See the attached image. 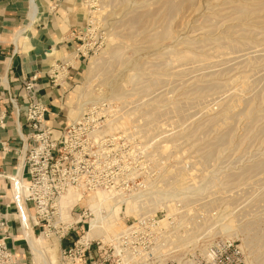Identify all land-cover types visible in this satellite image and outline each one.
<instances>
[{
  "label": "rangeland",
  "instance_id": "rangeland-1",
  "mask_svg": "<svg viewBox=\"0 0 264 264\" xmlns=\"http://www.w3.org/2000/svg\"><path fill=\"white\" fill-rule=\"evenodd\" d=\"M168 1L85 0L81 47L56 80L65 125L82 115L101 122L118 176L128 165L149 186L178 178L179 203L191 207L181 245L226 236L246 264H264V167L253 166L264 160V0ZM98 59L108 62L93 68Z\"/></svg>",
  "mask_w": 264,
  "mask_h": 264
},
{
  "label": "built area",
  "instance_id": "built-area-1",
  "mask_svg": "<svg viewBox=\"0 0 264 264\" xmlns=\"http://www.w3.org/2000/svg\"><path fill=\"white\" fill-rule=\"evenodd\" d=\"M65 66L66 61L51 65L48 77L53 84ZM35 79L33 75L24 83L28 98L20 106L26 132L19 135V146L10 149L15 164L9 173L0 170V264H34L31 257L20 262L9 246L13 222L22 236L24 228H29L34 235L57 238L59 264H246L242 246L226 236L207 242L212 234L205 233L192 245H181L190 238L182 234L188 227L180 224L190 221L191 207L179 203L183 201L178 190L153 213L142 212L129 220L125 208L130 202L145 201L148 178L133 179L128 165L123 175H117L120 163L106 156L113 150L114 135L102 131L101 122L92 115H82L63 127L45 125V107L34 89ZM9 102L14 107L13 99ZM7 113L6 108H0L1 129L6 127ZM7 148L2 143V149ZM70 190L81 197L63 209L60 201ZM99 191L121 207V219H126L122 230L106 241L83 237L94 216L87 199Z\"/></svg>",
  "mask_w": 264,
  "mask_h": 264
},
{
  "label": "crops",
  "instance_id": "crops-1",
  "mask_svg": "<svg viewBox=\"0 0 264 264\" xmlns=\"http://www.w3.org/2000/svg\"><path fill=\"white\" fill-rule=\"evenodd\" d=\"M88 12L85 0H0V108L8 112L6 127L0 128V170L9 173L15 164L10 149L19 146V135L26 132L20 105L28 98L24 83L33 75L34 89L45 107V125L65 126L60 105L64 91L52 83L48 71L52 62L63 61L79 50ZM2 143L8 147L6 151ZM13 225L9 246L24 262L30 259L24 256L26 243L15 222Z\"/></svg>",
  "mask_w": 264,
  "mask_h": 264
},
{
  "label": "bare ground",
  "instance_id": "bare-ground-1",
  "mask_svg": "<svg viewBox=\"0 0 264 264\" xmlns=\"http://www.w3.org/2000/svg\"><path fill=\"white\" fill-rule=\"evenodd\" d=\"M171 1L172 0H169L168 3L170 2L169 4H171V6H172L174 3L172 4L173 1L172 2ZM171 9L172 8H169V10H171ZM134 15H135V17L134 18L132 17L134 20L131 19L133 21H135L136 18L141 19L140 16L143 17V15H141V14H134ZM137 16H139V17H137ZM136 20H138V19H136ZM80 47L81 46H78V49H80ZM235 52H237V51H235ZM247 54H248V52H247ZM231 58H232V56H231ZM181 59H183V58H181ZM101 60H99V59H98V61H95L94 60V64H93L92 67L93 68L95 67V63H97L96 64V66H97L98 64L99 65L101 63L103 64V62H104V64H105V62H108L107 61L108 59L106 61H104V59L102 61ZM54 63L55 62H52V64H54ZM101 68H103V67H101ZM257 77H259V76H257ZM261 87H262V85L260 86V89H261ZM81 91H82V93H79V95H78L79 98H81L82 95L85 94L84 90H81ZM230 105H232V104H230ZM237 105H238V103H237ZM244 107H246V105H244ZM67 111H68V114H69L70 117H72V113L75 115V113H74L75 110L73 111V107L71 109L67 110ZM243 111L241 110V112H243ZM245 111L247 112L246 109H245ZM78 112H79V110H78ZM225 112H227V111H225ZM243 114H245V112ZM180 115H182V114H180ZM209 155L210 154H208L207 156H209ZM253 166H256L255 167L256 169L257 168H260V167H264V160H260L259 159L257 162H254ZM168 169L171 170V173L170 174H174V173L178 172V170H175L174 167L167 168L166 170H168ZM164 176L167 177V174L165 173ZM162 179H164V178H162ZM168 179L171 180L169 177L166 178L165 180L167 181ZM172 182L174 183L173 186L170 185V183H165L164 182V183L161 184L159 180L152 181V179H150V187H149V190H148V195L145 197V201L140 202V203L130 202L127 205V207L125 208V214L126 213H134L135 215L136 214L137 215H140V214H142V212H147V211L153 213L157 208H159L160 206H162V204L164 202H166V201L169 200L168 197H170V196L173 195L172 194L173 191L175 193V192H177V190L179 188H182V187H179L178 186V178H175L173 176ZM179 185L182 186L183 185V182L180 183ZM80 197H81V194L79 192L70 190L67 194H65L62 197V199L60 201V205H61V207L63 209L64 208L69 209ZM86 203H87V206L94 213V216L89 219V229L86 230L85 233L83 234V237L84 238H100V239L106 241V240H110L111 238H113L115 235H117L122 230L124 224H123V222L121 220V217L120 216H119L120 218H117L116 217V210H118L119 213H120L121 212V207L118 204L111 203L110 200H109V196L104 191H99V192H96V193L91 194L89 196V198L87 199V202ZM142 209H144V210H142ZM230 230H229V232H230ZM234 232L235 231L232 229V231H231L230 234L233 235V234H235ZM33 235L34 234L31 232V230L29 228H24L23 236L26 239L25 246H26V249L28 250V252L31 254V258L33 260V263H34V261L36 259V262L37 261H40L41 264H58V260H57V257H56V250L59 247L58 246V240H57V238H55V237L52 236L55 239V240H53L54 243H52V245H50L49 247H44L41 244V240L40 239H36ZM37 236L38 237H44L45 238V236H43V235H37Z\"/></svg>",
  "mask_w": 264,
  "mask_h": 264
}]
</instances>
